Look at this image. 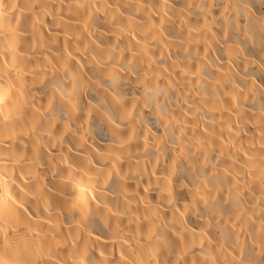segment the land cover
Wrapping results in <instances>:
<instances>
[{
  "label": "bare ground",
  "instance_id": "bare-ground-1",
  "mask_svg": "<svg viewBox=\"0 0 264 264\" xmlns=\"http://www.w3.org/2000/svg\"><path fill=\"white\" fill-rule=\"evenodd\" d=\"M0 264H264V0H0Z\"/></svg>",
  "mask_w": 264,
  "mask_h": 264
}]
</instances>
